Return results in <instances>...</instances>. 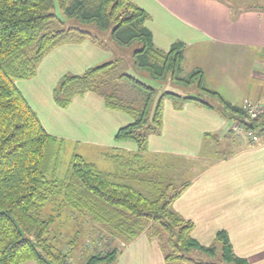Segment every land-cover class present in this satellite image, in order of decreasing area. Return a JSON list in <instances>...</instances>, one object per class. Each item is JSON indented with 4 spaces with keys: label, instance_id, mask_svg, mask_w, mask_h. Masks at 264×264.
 <instances>
[{
    "label": "trees",
    "instance_id": "trees-1",
    "mask_svg": "<svg viewBox=\"0 0 264 264\" xmlns=\"http://www.w3.org/2000/svg\"><path fill=\"white\" fill-rule=\"evenodd\" d=\"M56 8L69 19L109 31L119 46L138 43L132 53L133 66L151 79L195 86L204 95L166 91L154 103V88L129 74H115L118 61L90 67L82 74H64L53 89L54 104L66 109L75 98L94 93L102 97L107 110L130 115L133 121L116 131L114 141L134 142V157L146 154L150 135L160 136L165 98L177 111L185 103H193L237 124L248 122L240 107L205 86L202 70L184 72V43L176 41L167 51L155 47L145 25L150 15L131 0H0V264H71L69 254L48 238L52 219L41 214V208L57 194L68 213L90 217L106 230L110 241L129 244L143 233L157 241L166 264H218L191 259L189 254L195 250L210 258L219 252L223 263L249 264L235 255L226 231L216 233V245L205 247L195 240L194 224L173 207L183 188L176 190L171 182L144 176L146 167L104 172L74 155L63 179H55L61 144L44 129L16 82L35 77L44 57L62 45L89 40L102 46L89 32L57 29ZM111 76L115 78L109 82ZM122 82L142 94L140 108L126 105L115 93L102 89ZM208 99H215L218 106ZM251 124L259 128L258 123ZM111 150L121 151L116 147ZM119 253L117 246L108 243L106 252L90 254L83 264H115Z\"/></svg>",
    "mask_w": 264,
    "mask_h": 264
},
{
    "label": "rangeland",
    "instance_id": "rangeland-1",
    "mask_svg": "<svg viewBox=\"0 0 264 264\" xmlns=\"http://www.w3.org/2000/svg\"><path fill=\"white\" fill-rule=\"evenodd\" d=\"M225 1L236 5L241 4L240 0ZM251 1L260 3L257 0ZM54 12L60 21V24H57V29L77 28L97 37L102 44V46H96L88 40L79 45H62L44 57L38 66L35 77L16 82L28 104L37 113L44 129L50 135L56 137L58 143L61 144L55 179L57 181L63 179L72 157L78 155L85 162L94 164L100 171L104 172H122L146 167L145 172H142L144 176L158 181L171 182L176 190H180L181 188L179 187L181 185L188 182L196 175L197 171L208 165L207 161L202 159H199V161L179 159L170 155L153 154L152 152L164 150V148L178 150L180 149L179 147L192 146L195 137L197 138V143L201 146L203 135L198 134V131L212 129L210 126L211 122L202 118L195 120L193 124L192 122L173 123L170 119L173 103L170 99L165 98L163 100L161 134L160 136H150L148 141L150 154H143L140 158H137L134 157L137 152V146L134 142L114 141L116 131L133 121L130 115L121 111L105 109L103 99L94 93H88L83 98H75L68 108L61 109L54 105L52 92L64 74H82L90 67L110 61H118L116 75L121 73L129 74L154 88L157 92L154 103L166 91L181 96L203 98L202 92L195 86L182 87L169 81L161 82L151 79L146 72L139 71L133 66L132 53L139 48L140 45L138 43L127 47L119 46L112 41L109 31H100L94 24H86L76 19H69L63 16L57 8ZM150 20L154 21L153 18L148 21ZM159 25L160 23L157 19L153 23H146V27H158ZM157 39L156 34V43H158ZM202 48L207 49V46ZM232 51L209 52L196 58L198 61L205 63L206 70L210 71L208 82L213 85V89H218L217 91L221 95H227V87L224 85V81H228L237 91L246 95L253 88L255 89V86H263L264 83L256 82L255 76H250L249 74L250 70H259L257 64L261 61V57L256 56L252 50H249L245 59L242 60L238 53ZM191 56L193 57L194 55L191 54ZM221 65L222 69L219 67ZM229 65H232V67H229ZM234 65L237 66L233 67ZM189 67L188 63L185 64L186 72ZM219 73H222L223 76L219 77ZM114 78L115 76H111L108 79L109 82H112ZM205 86L208 87L207 84ZM102 89L107 90L109 93H115L117 98L126 105L134 108H140L142 105V94L132 89L126 82L120 83L118 87L111 85ZM208 102L218 106V102L215 99H208ZM186 119L194 121L191 116ZM225 122H228V124L232 123L231 120H226ZM228 128L229 126L223 128L222 131L225 130L226 133ZM181 132L185 135H181ZM179 135L184 140L175 138ZM113 147L121 148L122 150L118 152L111 150ZM222 154H225V149L223 146H219L218 154L216 155ZM68 212L67 208L65 209L62 204V198L59 194L55 195L41 208V214L45 218L52 219L48 238L56 248H62L64 253L69 254L68 261L71 264H83L90 254L106 252L108 243L112 244V246H117L120 252L127 245L121 240L113 241V238L111 241L108 240L106 230L92 222L90 217L80 214L73 215V213ZM252 223L258 224L259 221H253ZM93 228L96 230L93 231ZM93 232L95 233L93 234ZM210 245L216 244L214 242ZM189 257L204 262L227 264L220 260L219 252H217L215 258H210L195 250L189 254Z\"/></svg>",
    "mask_w": 264,
    "mask_h": 264
},
{
    "label": "crops",
    "instance_id": "crops-1",
    "mask_svg": "<svg viewBox=\"0 0 264 264\" xmlns=\"http://www.w3.org/2000/svg\"><path fill=\"white\" fill-rule=\"evenodd\" d=\"M131 1L144 9L150 19H157L160 23L158 27L147 26L153 35L155 47L164 51L176 41L184 43V72L187 63L190 67L186 73L196 68L202 70L204 84L208 88H214L208 82L210 71L206 70L205 63L196 58L201 54L224 50H233L242 60L249 50L261 57L257 64L259 70H250L249 74L255 76L256 82L264 83V10L257 8L264 7V0H257L260 3L240 0V5L225 0ZM204 46L208 50L202 48ZM219 67L222 69V65ZM221 75L219 73L218 76ZM224 83L227 95H221L216 88L215 91L233 106L241 107L245 99L264 105V85L255 86L245 95L228 81ZM170 113L173 123L193 124L195 120L203 118L211 122L212 128L198 131L203 135L201 146L195 137L192 146L152 152L179 159L207 161L205 168L179 187L183 189L174 201L175 211L194 224L192 237L202 246L209 247L214 243L216 233L223 230L228 234L236 256L246 259L249 264H264V138L251 142L244 133L232 130L235 121L231 120L232 123L228 124L225 121L229 119L193 103H185L180 111L175 110L172 104ZM190 116L194 121L186 119ZM227 126L229 128L225 133L222 130ZM175 138L184 140L180 135ZM219 146H223L225 154L216 155ZM147 153L150 154L149 151ZM253 221L259 223L253 224ZM115 264L166 263L157 241H150L143 233L122 249Z\"/></svg>",
    "mask_w": 264,
    "mask_h": 264
},
{
    "label": "built area",
    "instance_id": "built-area-1",
    "mask_svg": "<svg viewBox=\"0 0 264 264\" xmlns=\"http://www.w3.org/2000/svg\"><path fill=\"white\" fill-rule=\"evenodd\" d=\"M241 109L248 122L258 123L259 128L257 130L254 127L250 129L243 124L236 123V125L232 127V130L244 133L251 142H257L260 138H264V105L254 101L244 100Z\"/></svg>",
    "mask_w": 264,
    "mask_h": 264
},
{
    "label": "water",
    "instance_id": "water-1",
    "mask_svg": "<svg viewBox=\"0 0 264 264\" xmlns=\"http://www.w3.org/2000/svg\"><path fill=\"white\" fill-rule=\"evenodd\" d=\"M240 123H242L245 127L250 128V129H252L254 127L253 124H251V123H249L247 121H243V122H240Z\"/></svg>",
    "mask_w": 264,
    "mask_h": 264
}]
</instances>
